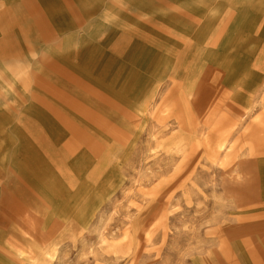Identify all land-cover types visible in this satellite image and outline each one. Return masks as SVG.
Segmentation results:
<instances>
[{"label": "rangeland", "instance_id": "rangeland-1", "mask_svg": "<svg viewBox=\"0 0 264 264\" xmlns=\"http://www.w3.org/2000/svg\"><path fill=\"white\" fill-rule=\"evenodd\" d=\"M219 1L0 0V264H264V0ZM53 60L81 111L54 95L48 123Z\"/></svg>", "mask_w": 264, "mask_h": 264}, {"label": "crops", "instance_id": "crops-1", "mask_svg": "<svg viewBox=\"0 0 264 264\" xmlns=\"http://www.w3.org/2000/svg\"><path fill=\"white\" fill-rule=\"evenodd\" d=\"M228 1H230V0H220L219 2H214L212 9H210L209 16H212L214 14H218L219 12H220V14H222L223 13V12H221L222 9L219 8L218 5L219 6L223 5L225 2H228ZM239 1L240 0H231V3L236 6L239 3ZM191 5L196 6L194 3H192ZM191 5H189V6H191ZM13 17L14 16L12 14H9L7 11L0 13V19H2V21L4 23L5 22L9 23ZM103 20L106 21V24H109L110 21H111V24H113V25L116 24V22L112 18H110L109 15L104 17ZM219 21H220V19H218V22ZM95 25L96 26L94 27V29H96V31L101 30V29H99V24H95ZM96 31H94L93 33H95ZM13 36H14L13 34L6 32V30L3 29L1 40H2V42L7 43L11 38H13ZM60 47H63V46L61 45ZM1 58H2L1 61L3 62V64L7 65L6 67H9V69H10L12 67V64L14 63L13 58L5 56V55L4 56L2 55ZM226 58H227V60H225L223 63L224 69H228V71H230L231 68L233 67L232 60H234V59L232 56H229V55L226 56ZM225 62H227V64ZM11 69L13 70L12 72L15 71L14 68H11ZM12 72H11V74L13 75ZM33 72H34L33 75H30L28 77L29 80H31L29 82V86L31 87V89H33V91H30V96L31 95L35 96L36 99L41 104L42 109L45 111V114H43L42 112L40 113L42 116H44L43 120H45V121L48 120L46 113L49 112L52 115L53 119L56 122H58L56 117L53 115V109H52V103L55 100L54 95L60 94V96H61L60 102L59 103L56 102L57 104L60 105L59 110H62V111L65 110L67 112V109L71 107V110L73 112L74 111H81L80 108L76 105L78 103L75 102V99L80 97L79 94L82 92V89L80 87L81 82L76 80L77 78L72 76L73 74H70L65 68H63V66H61L58 62H56L54 60L46 62L43 64V66H40L38 68L34 67ZM35 90L39 94L35 93ZM83 93L88 94L89 91H86ZM67 114H68V112H67ZM48 123H49V120H48ZM32 124L27 123L26 125L28 127H25V128H27L30 132H33L34 134H37V135L40 134L38 136L39 137L38 140L41 141L42 143H44L45 141L42 140V137H44V134H45L44 130L42 129V127L38 126L36 123H32ZM43 127H45V126H43ZM64 127H66V126L64 125ZM20 134H21V139H22L23 143L20 144L17 152L23 154V156H24V158H23L24 160H22L21 164H19V168L22 170V173L27 174V175L28 174L34 175V173H35V175L36 174L39 175V174H43V173L47 174V171L42 172V171L38 170L40 168L42 169V167H38V163L39 164L43 163L41 161L38 162V160H43L44 158H42L40 155H38L36 151L34 154V152H33L34 149L31 147V144L27 145L30 143L29 142L30 139L27 138L25 135H22L21 131H20ZM31 139L36 141L37 140L36 135L32 136ZM45 144H47L46 147H48V143H45ZM32 160H35V162H31ZM31 168H32V170L30 171ZM21 184H22V178L15 176V177H12V180H9L8 183L4 187V191H6L8 197L10 199H13V202H15L18 205V206L15 205L18 209L20 206Z\"/></svg>", "mask_w": 264, "mask_h": 264}]
</instances>
